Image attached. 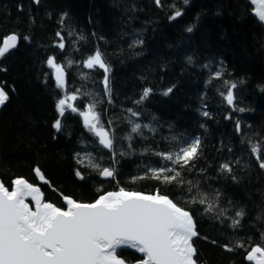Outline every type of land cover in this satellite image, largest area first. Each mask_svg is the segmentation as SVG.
I'll use <instances>...</instances> for the list:
<instances>
[{
    "label": "trees",
    "instance_id": "trees-1",
    "mask_svg": "<svg viewBox=\"0 0 264 264\" xmlns=\"http://www.w3.org/2000/svg\"><path fill=\"white\" fill-rule=\"evenodd\" d=\"M177 9L182 15L172 20ZM252 11L246 0H161V6L155 0H0V46L10 34L19 37L17 48L0 59V86L9 96L0 108L2 182L11 190L14 179L25 178L41 188L46 202L62 208L65 196L90 203L120 187L159 191L192 214L198 264H250L247 250L264 246V169L251 152L260 145L264 159V25ZM57 32L64 50L56 46ZM137 39L143 43L134 45ZM97 49L111 67V103L103 70L83 67ZM48 57L65 66V90L56 87ZM225 82L237 85L234 106L221 95L228 90ZM169 87L173 91L163 95ZM146 88L151 94L137 103ZM65 94H77L79 110L96 104L114 133L116 163L78 113L59 117L56 103ZM57 119L59 132L53 127ZM129 121L150 127H142L141 136L131 133ZM194 138L200 139L199 153L187 167L154 155L177 152ZM224 163L231 173L221 171ZM92 164L115 168L116 179L102 178ZM165 165L180 171L184 183L149 178V169ZM37 167L49 183L36 177ZM204 196L213 205L210 212L207 203L192 202ZM234 219L237 227L231 226ZM123 255L132 264L140 257Z\"/></svg>",
    "mask_w": 264,
    "mask_h": 264
},
{
    "label": "snow or ice",
    "instance_id": "snow-or-ice-1",
    "mask_svg": "<svg viewBox=\"0 0 264 264\" xmlns=\"http://www.w3.org/2000/svg\"><path fill=\"white\" fill-rule=\"evenodd\" d=\"M188 2L189 0H184V4ZM34 3L39 4L40 0H34ZM155 3L161 6V0H155ZM250 3L254 6L252 15L258 19V22L264 24V0H250ZM181 15L182 12L177 9L170 18L175 20ZM187 31L192 32L193 29L189 27ZM56 35L59 37L56 46L64 50V37L59 32ZM18 41L19 37L15 33L5 37L0 46V59L10 50L16 49ZM142 43L143 41L139 39L134 41V45ZM191 59L188 58L189 62ZM46 63L47 67L53 70L56 87L65 90V66L58 63L55 57H48ZM71 64L69 60L68 67H71ZM83 67L103 70L104 93L111 103L109 75L111 67L104 60L101 51L97 49L93 55L88 56L83 62ZM220 77L221 73L216 72L214 78ZM236 87L235 83L228 84L227 92L221 93L229 106H234L233 89ZM172 91L173 87H169L163 95L167 96ZM151 92L150 88L144 89L137 103L147 99ZM77 98V94H65L57 101L56 111L59 117H64L65 112L69 110L78 113L82 117L85 129L97 138L102 148L113 154V163H116L114 133L103 125L94 102L87 105V110H79L72 103ZM8 99L4 87L0 86V106H3ZM233 110L241 113L246 111L243 107H233ZM128 111L134 117L139 116V113L131 109ZM202 115L210 117L207 111ZM129 123L132 124L131 133L141 136L142 127H150L132 121ZM53 127L57 132L61 131V119H57ZM236 130L238 132L241 130L239 121L236 122ZM127 139L131 140V135ZM200 144V139L194 138L186 146L180 147L177 152H155L154 155L161 157L163 161L171 162L172 165L187 167L198 156ZM131 147L132 145L129 144V148ZM261 151L260 145L251 146V152L256 157L259 167L264 169ZM120 155L127 153L121 152ZM91 166L102 178L116 179L115 168H101L99 164ZM149 171L151 172L149 178L164 183H184L181 172L175 167L165 165L151 168ZM221 171L231 173L232 169L228 163H224L221 165ZM34 172L40 181L49 183L39 167L35 168ZM169 173L173 174L169 175ZM75 175L80 180L85 178L80 171H76ZM143 178L145 177L137 179ZM29 199L31 204L28 202ZM63 199L66 208L46 202L41 188L22 177L12 181L11 190L0 182V264H132L123 255V251L126 250H134L140 254L134 264H198L193 238L199 233L192 214L159 191L145 194L120 187L118 191H108L99 195L90 203L78 202L68 196ZM192 202L203 205L207 203V197ZM212 208L213 205L207 203L205 211L210 212ZM243 215L242 211L236 213L237 217L242 218ZM239 223V220L234 219L231 226L237 227ZM236 247L243 248L244 245L237 243ZM225 248L227 251L234 250L227 246ZM245 258L253 264H264V246L251 247L247 250Z\"/></svg>",
    "mask_w": 264,
    "mask_h": 264
},
{
    "label": "water",
    "instance_id": "water-1",
    "mask_svg": "<svg viewBox=\"0 0 264 264\" xmlns=\"http://www.w3.org/2000/svg\"><path fill=\"white\" fill-rule=\"evenodd\" d=\"M246 1H248L249 3H250V0H246ZM251 4V3H250ZM252 5V4H251ZM252 7H254L253 5H252ZM262 24V23H261ZM262 25H264V24H262ZM18 43H19V41H18ZM13 50H15V49H12V50H10V52H12ZM9 52V53H10ZM0 182H2V180L0 179ZM37 186V185H36ZM39 187V186H38ZM146 194V193H145ZM44 199H45V197H44ZM30 204H31V201H30V199H29V201H28ZM65 208H66V205H65ZM195 238V237H194ZM194 238H193V240H194ZM126 251H130V252H132V253H136L134 250H126ZM136 254H138L139 256H140V254L139 253H136ZM249 262V261H248ZM250 264H253V262H249Z\"/></svg>",
    "mask_w": 264,
    "mask_h": 264
},
{
    "label": "rangeland",
    "instance_id": "rangeland-1",
    "mask_svg": "<svg viewBox=\"0 0 264 264\" xmlns=\"http://www.w3.org/2000/svg\"><path fill=\"white\" fill-rule=\"evenodd\" d=\"M74 102H75V101H73L72 103L74 104ZM0 108H1V106H0Z\"/></svg>",
    "mask_w": 264,
    "mask_h": 264
}]
</instances>
